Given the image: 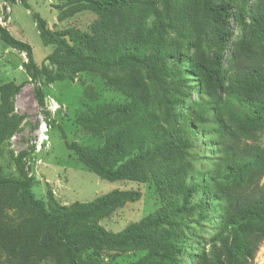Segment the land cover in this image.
<instances>
[{
    "label": "trees",
    "instance_id": "16d2710c",
    "mask_svg": "<svg viewBox=\"0 0 264 264\" xmlns=\"http://www.w3.org/2000/svg\"><path fill=\"white\" fill-rule=\"evenodd\" d=\"M79 1L97 15L90 34L75 29L52 32L34 13L41 42L55 45L48 57L55 66L52 72L45 65L37 69L30 46L2 28L0 40L26 54L25 71L33 83L41 76L49 83L72 79L94 68L125 74L116 81L125 84L121 90L128 93L130 103L99 108L81 120L88 129L118 131L98 149L76 143L67 148L106 181H142L152 175L162 188L165 205L121 233L110 234L93 220L138 200V193L115 190L88 203L62 206L50 192L46 201L36 199L30 178L14 182L0 176V190L20 191V205L31 220L36 219L24 231H13L11 238L18 240L11 246L16 248L12 256L25 255V264H31V257L39 261L44 256L41 245L52 235L61 251L60 255L55 251L56 258L66 264H99L81 258L90 247L145 249L131 264H181L183 245L177 235L159 231L174 230L178 218L192 214L196 188L187 182L184 159L200 133L211 140L207 153L216 181L208 197L220 219L209 249L192 256L193 264H252L264 241V148L259 145L264 132V0ZM149 17L153 25L147 28ZM170 33L192 51L191 57L182 55L179 47L170 50L166 40ZM170 60L181 69L186 64L200 86V98L187 106L186 121L178 124L173 113L182 101L173 95L183 89L185 70L174 78ZM18 89L0 86V140L13 134L20 122L10 115L11 98ZM33 93L44 107L41 89L35 86Z\"/></svg>",
    "mask_w": 264,
    "mask_h": 264
},
{
    "label": "rangeland",
    "instance_id": "374dc122",
    "mask_svg": "<svg viewBox=\"0 0 264 264\" xmlns=\"http://www.w3.org/2000/svg\"><path fill=\"white\" fill-rule=\"evenodd\" d=\"M34 13L46 21L52 32L75 29L90 34L97 20V15L79 0H0V28L30 46L31 58L37 69L45 65L51 72L55 66L49 63L48 57L54 52L55 45L44 46L41 42ZM146 23L147 28L151 27L153 18L149 17ZM166 40L170 50L179 47L182 55L191 57L192 51L183 46L175 33L168 34ZM27 61L25 53L7 47L0 40V86L11 84L19 87L11 98L10 115L20 120L16 131L0 140V176L14 182L30 178L31 191L36 199L46 201L47 192H50L62 206L88 203L115 190L138 193V200L125 203L108 215L93 220L110 234L121 233L129 225L139 223L159 211L165 205V200L160 192L162 188L159 190L152 175L142 181H106L81 163L76 154L67 148L68 144L76 143L95 150L118 131L117 127L98 131L88 129L81 125V120L99 108L130 103L128 93L121 90L125 84L116 81L118 77L125 79V74L94 68L84 69L72 79L49 83L41 76L33 83L25 71ZM185 65L181 69L171 60L168 62L174 78L185 70V81L181 83L183 89L175 91L173 95L182 101V105L174 110L175 115L173 113V117L177 115L174 119L176 124L186 121L187 106L200 98L198 76ZM35 86L44 94V107L36 102L33 93ZM210 142L207 135L198 133L184 159L189 170L187 182L196 188L191 202L192 214L178 218L174 230L163 227L159 231L164 235H177L179 243L183 245L178 257L181 264H193L192 256L208 250L210 239L219 231L220 217L214 210L215 204L208 197L212 192L209 188L216 181L210 174L212 165L207 153ZM259 145L264 148V132ZM19 195L20 191L14 187L0 190V264H25L27 261L23 254L12 256L16 248L11 246L18 240L17 237L15 240L11 238L13 231H24V226H33L32 222H36V219L31 220L29 211L20 205ZM202 201L206 206H202ZM47 238L48 241L41 245L43 258L35 262V258L31 257L30 263L66 264L56 258L55 251L58 250V255L61 251L58 245L55 246L54 237L47 235ZM39 247L40 244L37 249ZM25 248L20 250L25 251ZM145 253V249L139 248L109 251L90 247L82 252L81 258L99 264H131ZM252 264H264V241L259 245Z\"/></svg>",
    "mask_w": 264,
    "mask_h": 264
},
{
    "label": "built area",
    "instance_id": "2783aa9c",
    "mask_svg": "<svg viewBox=\"0 0 264 264\" xmlns=\"http://www.w3.org/2000/svg\"><path fill=\"white\" fill-rule=\"evenodd\" d=\"M41 130V129H40Z\"/></svg>",
    "mask_w": 264,
    "mask_h": 264
}]
</instances>
